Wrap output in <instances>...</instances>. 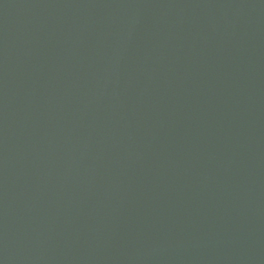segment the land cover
<instances>
[{
    "label": "water",
    "instance_id": "95a60500",
    "mask_svg": "<svg viewBox=\"0 0 264 264\" xmlns=\"http://www.w3.org/2000/svg\"><path fill=\"white\" fill-rule=\"evenodd\" d=\"M2 264H264V0H0Z\"/></svg>",
    "mask_w": 264,
    "mask_h": 264
},
{
    "label": "snow or ice",
    "instance_id": "6c2138e0",
    "mask_svg": "<svg viewBox=\"0 0 264 264\" xmlns=\"http://www.w3.org/2000/svg\"><path fill=\"white\" fill-rule=\"evenodd\" d=\"M0 264H2V262H0Z\"/></svg>",
    "mask_w": 264,
    "mask_h": 264
}]
</instances>
